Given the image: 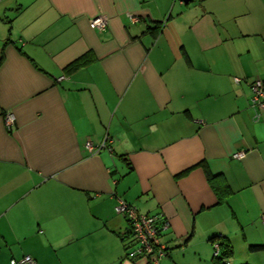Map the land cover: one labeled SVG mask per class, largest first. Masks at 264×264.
<instances>
[{
  "label": "crops",
  "instance_id": "0c3cea01",
  "mask_svg": "<svg viewBox=\"0 0 264 264\" xmlns=\"http://www.w3.org/2000/svg\"><path fill=\"white\" fill-rule=\"evenodd\" d=\"M1 53L0 264H135L119 199L166 218L161 264H264V0H0Z\"/></svg>",
  "mask_w": 264,
  "mask_h": 264
},
{
  "label": "built area",
  "instance_id": "2783aa9c",
  "mask_svg": "<svg viewBox=\"0 0 264 264\" xmlns=\"http://www.w3.org/2000/svg\"><path fill=\"white\" fill-rule=\"evenodd\" d=\"M136 21V17H132ZM107 25V21L103 16H96L90 21V26L96 30H103ZM63 77H60L61 79ZM235 82L239 78H234ZM250 101L260 112H264V81L255 79L249 84ZM259 113L255 115L259 118ZM6 125L10 128L15 121L13 114L5 115ZM105 143V142H104ZM88 149L94 151V148L88 144ZM98 149V148H97ZM243 151L234 153V157L242 158ZM119 214H122L129 220L131 241L125 248L127 258H131L135 264H159L160 259L165 255L166 244L162 243L160 233L168 227V223L164 221L158 224L162 214H148L139 212L134 206L128 204L122 199L118 200L115 207ZM264 221V216H263ZM214 254L219 252V244H213ZM10 264H35V260L30 255H24L21 258H11Z\"/></svg>",
  "mask_w": 264,
  "mask_h": 264
},
{
  "label": "trees",
  "instance_id": "16d2710c",
  "mask_svg": "<svg viewBox=\"0 0 264 264\" xmlns=\"http://www.w3.org/2000/svg\"><path fill=\"white\" fill-rule=\"evenodd\" d=\"M159 26H161V24H157L156 28H158ZM8 41L9 40H7V42ZM2 54L3 53H1V55H0V61H1ZM92 57H93V55L91 54V52H86L83 55H81L80 57L76 58L70 64H68L65 69H67V70H76L78 67L89 63L92 60ZM148 214H151V215H153V214H161V212L148 213ZM123 217H125V216H123ZM125 219L128 222V227H127V231L121 235V236H123V238H124V235L125 236L127 235V236L130 237L129 220L126 217H125ZM164 221L167 222L166 218L162 215V216H160V220H159L158 224H161ZM165 230H163L160 233V237L164 233ZM130 241H131V238H129V241L125 244V248L130 243ZM215 242H217L219 244V252L217 254H214V249L212 250L213 251V254H212V262H213V264H228V260L232 256V253H233V249H232V246H231V244L229 242V239L227 237H225V236H222V235H220V236L219 235H215V236L210 237V243H211L212 246H213V244ZM249 249H250V251H259V250L264 249V244H251V245H249ZM169 253H170V248L166 245L165 255L163 256V258L160 259L159 264H161L163 262V260L169 255ZM125 257H126V254H125ZM129 259H131V258H129ZM245 264H248V263H245Z\"/></svg>",
  "mask_w": 264,
  "mask_h": 264
},
{
  "label": "rangeland",
  "instance_id": "374dc122",
  "mask_svg": "<svg viewBox=\"0 0 264 264\" xmlns=\"http://www.w3.org/2000/svg\"><path fill=\"white\" fill-rule=\"evenodd\" d=\"M212 250H213V246H212ZM212 250L210 251V258L208 259L207 262H204L203 259L193 257L191 250L181 252L180 257L177 259V264H213V262L211 261V257L213 254Z\"/></svg>",
  "mask_w": 264,
  "mask_h": 264
},
{
  "label": "water",
  "instance_id": "95a60500",
  "mask_svg": "<svg viewBox=\"0 0 264 264\" xmlns=\"http://www.w3.org/2000/svg\"><path fill=\"white\" fill-rule=\"evenodd\" d=\"M180 1H183L185 3H189V2H192L193 0H180Z\"/></svg>",
  "mask_w": 264,
  "mask_h": 264
}]
</instances>
